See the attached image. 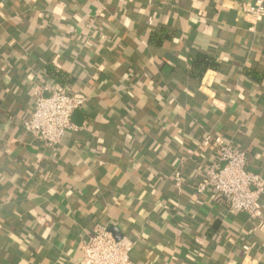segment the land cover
<instances>
[{"label":"crops","instance_id":"crops-1","mask_svg":"<svg viewBox=\"0 0 264 264\" xmlns=\"http://www.w3.org/2000/svg\"><path fill=\"white\" fill-rule=\"evenodd\" d=\"M252 2L0 0V264H79L111 226L134 264H264V198L251 219L195 191L216 160L198 148L206 135L264 178ZM199 55L215 66L201 76ZM37 87L85 100L55 149L22 128Z\"/></svg>","mask_w":264,"mask_h":264},{"label":"built area","instance_id":"built-area-1","mask_svg":"<svg viewBox=\"0 0 264 264\" xmlns=\"http://www.w3.org/2000/svg\"><path fill=\"white\" fill-rule=\"evenodd\" d=\"M243 12L254 23L260 22L264 17V0H253L251 5L243 8ZM84 103L82 97L37 87L33 91V109L22 128L37 143L55 149L61 145L65 134L74 129L71 115ZM211 145L214 146L216 160L204 166L195 191L199 194L210 191L226 210L256 218L260 214V201L264 198V178L246 169V152L243 149L210 135L202 139L198 148L206 150ZM170 177L177 185L181 184L179 170H174ZM108 229H93L81 246L79 264H134L131 260L134 243L125 237L116 241Z\"/></svg>","mask_w":264,"mask_h":264},{"label":"trees","instance_id":"trees-1","mask_svg":"<svg viewBox=\"0 0 264 264\" xmlns=\"http://www.w3.org/2000/svg\"><path fill=\"white\" fill-rule=\"evenodd\" d=\"M196 58H199V59H202L201 63H203L201 65V67L199 68V72L200 73H197L196 75L198 76H201L203 71L206 70L207 68H210V67H215L212 63V60L210 57L206 56V55H199L197 56ZM212 62V63H211ZM193 62H191V65H194V63L192 64ZM211 63V64H210ZM196 69L194 70L193 69V73H195Z\"/></svg>","mask_w":264,"mask_h":264},{"label":"water","instance_id":"water-1","mask_svg":"<svg viewBox=\"0 0 264 264\" xmlns=\"http://www.w3.org/2000/svg\"><path fill=\"white\" fill-rule=\"evenodd\" d=\"M108 230L116 241H119L122 238V235L117 228L111 226Z\"/></svg>","mask_w":264,"mask_h":264}]
</instances>
